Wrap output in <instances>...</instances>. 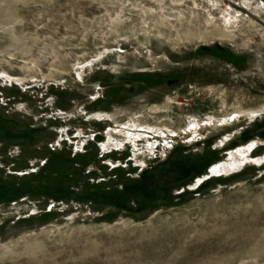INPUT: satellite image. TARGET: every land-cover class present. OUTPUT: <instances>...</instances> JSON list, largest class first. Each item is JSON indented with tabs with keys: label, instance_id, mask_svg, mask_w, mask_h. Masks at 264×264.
<instances>
[{
	"label": "rangeland",
	"instance_id": "1",
	"mask_svg": "<svg viewBox=\"0 0 264 264\" xmlns=\"http://www.w3.org/2000/svg\"><path fill=\"white\" fill-rule=\"evenodd\" d=\"M0 264H264V0H0Z\"/></svg>",
	"mask_w": 264,
	"mask_h": 264
}]
</instances>
